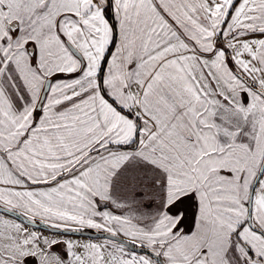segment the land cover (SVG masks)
Wrapping results in <instances>:
<instances>
[{
  "label": "snow or ice",
  "instance_id": "snow-or-ice-1",
  "mask_svg": "<svg viewBox=\"0 0 264 264\" xmlns=\"http://www.w3.org/2000/svg\"><path fill=\"white\" fill-rule=\"evenodd\" d=\"M0 264H264V0H0Z\"/></svg>",
  "mask_w": 264,
  "mask_h": 264
},
{
  "label": "water",
  "instance_id": "water-1",
  "mask_svg": "<svg viewBox=\"0 0 264 264\" xmlns=\"http://www.w3.org/2000/svg\"><path fill=\"white\" fill-rule=\"evenodd\" d=\"M85 235H89V233H85ZM96 233L94 232V233H90V236H91V238H93V239H95L96 238Z\"/></svg>",
  "mask_w": 264,
  "mask_h": 264
},
{
  "label": "rangeland",
  "instance_id": "rangeland-1",
  "mask_svg": "<svg viewBox=\"0 0 264 264\" xmlns=\"http://www.w3.org/2000/svg\"><path fill=\"white\" fill-rule=\"evenodd\" d=\"M95 231L94 230H90V233H94Z\"/></svg>",
  "mask_w": 264,
  "mask_h": 264
}]
</instances>
